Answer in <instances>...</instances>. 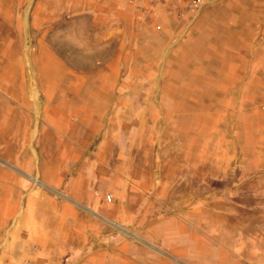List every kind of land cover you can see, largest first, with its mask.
<instances>
[{"label":"rangeland","instance_id":"obj_1","mask_svg":"<svg viewBox=\"0 0 264 264\" xmlns=\"http://www.w3.org/2000/svg\"><path fill=\"white\" fill-rule=\"evenodd\" d=\"M191 1L0 0V264L84 188L116 264H264V0Z\"/></svg>","mask_w":264,"mask_h":264},{"label":"crops","instance_id":"obj_2","mask_svg":"<svg viewBox=\"0 0 264 264\" xmlns=\"http://www.w3.org/2000/svg\"><path fill=\"white\" fill-rule=\"evenodd\" d=\"M35 198L45 200L46 206L25 208L15 224L20 227L17 250L22 260L28 264H116L122 244L115 241L114 203L87 188L65 198Z\"/></svg>","mask_w":264,"mask_h":264},{"label":"built area","instance_id":"obj_3","mask_svg":"<svg viewBox=\"0 0 264 264\" xmlns=\"http://www.w3.org/2000/svg\"><path fill=\"white\" fill-rule=\"evenodd\" d=\"M200 3V0H192L190 3H189V6H197V4ZM105 200L106 201H111L112 200V195L111 194H107L105 196Z\"/></svg>","mask_w":264,"mask_h":264}]
</instances>
